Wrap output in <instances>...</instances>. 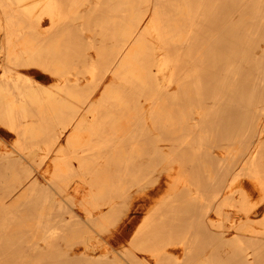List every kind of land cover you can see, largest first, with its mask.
I'll list each match as a JSON object with an SVG mask.
<instances>
[{
	"label": "bare ground",
	"instance_id": "bare-ground-1",
	"mask_svg": "<svg viewBox=\"0 0 264 264\" xmlns=\"http://www.w3.org/2000/svg\"><path fill=\"white\" fill-rule=\"evenodd\" d=\"M163 1L111 0L116 4L111 12L115 13L118 9L121 14L120 23L115 21L109 28L113 38L117 39L112 49L114 58L107 63L99 59V66L95 62L84 65L90 76L87 87L101 84L103 87L92 101L88 111L90 118L87 115L77 117L78 122L69 131L65 144L60 145L58 153L52 156L53 144L50 143L57 142L59 137L57 134L44 137L50 131L47 125L59 120L67 110L77 116L82 104L89 100L85 93L87 90L80 87L77 79L71 88L67 86L68 77L63 73L66 65L58 56L67 43L65 39L69 38L67 28L62 29L63 23L62 26L59 23L66 21L70 15H78L79 6L71 2L67 7L63 0H0V31L5 37L3 51L9 63L8 71L4 70L7 79L0 81V125L18 134L19 142L30 141L32 149L44 151L39 163L41 181L25 168L22 156L11 163L10 154L0 140V159L8 167L6 177L15 184L10 205L0 206V264L11 261L43 262L47 259L51 261L49 264H57L59 261H54L50 254L63 239L68 244L74 242L83 246L80 252H74L73 260L65 261L68 264L75 262L74 259L79 256L99 264L110 263L108 244L100 241L92 244L79 230L75 229L76 234L63 224L64 219L56 220L57 216H51L55 205L60 206L62 201L57 200V196L71 200L79 192V204L89 213L92 226L97 230H106L110 206L115 197L105 203V213L94 216V212L99 209L100 200L110 197L109 192L114 188L108 184L113 178L106 170L108 162L118 165L115 172L118 188L128 187L126 183L131 181L137 190L136 198L146 197L149 200L135 234L128 241L123 239L122 251L117 253L119 256L114 255L117 264H126L120 258L128 263L132 260L135 264H153L151 259H154V264H165L167 257L175 264H182L194 253L199 234L196 231L198 236H195L193 232L198 227H189L188 231L193 229L189 238L163 247L161 229L154 231V226L183 213L199 216V229L205 226L213 230L227 223L231 230L252 232L255 228L249 213L261 212L262 209V221L259 223L264 232V196H257L258 189L264 191V141L261 139L264 129L260 130L259 126L264 114L258 111L257 106L244 116L236 111L241 101L246 100L248 92L254 93L255 97L259 90L257 87L264 86V47L260 57H253L254 63L247 65L245 56L248 53L245 54L238 40L242 27L251 39H264V0H209L205 1L206 9L195 7L201 4L199 0H169L172 10L165 9ZM242 1L248 11L241 8ZM143 5L145 10L137 12V8ZM149 12L151 16L146 17ZM235 12L237 17L233 18ZM46 23L50 25L49 29L41 31ZM61 29L62 33L58 31ZM184 49L186 53L193 54L188 60L199 61L201 66L192 67V70L189 67L182 74L178 70L182 57L180 52ZM160 51H163L162 56L158 55ZM29 66H42L54 75L65 76V79L54 87L42 85L18 71ZM255 71L259 73L256 81L252 77ZM105 73L111 74L110 80H102ZM160 76H163L162 80ZM171 83L178 89L167 94L165 86L170 87ZM127 87L152 88L147 109L140 107L136 113L131 109L130 98L124 92ZM248 87L251 89L248 90ZM181 93L184 97L193 93L199 95L198 101L196 97L192 98L196 106L190 113L176 100ZM256 96L264 98V90ZM256 100L252 101L256 103ZM231 117L238 120L245 118L250 127L242 132L235 125L230 132L228 121ZM139 120L144 128L138 127ZM67 122L59 123L63 131L68 127ZM186 123L189 126L185 127ZM218 133L228 135L226 139L230 144L225 147L223 155L217 157L216 164L208 149L210 145L205 146L211 144L212 137ZM252 133L261 140L247 156L244 147H249L245 138ZM46 138H49L48 141ZM34 155L33 152L29 154ZM188 157L192 161L184 164V159ZM72 159L79 161V170L71 168ZM215 164L216 172L222 171L223 176L220 175L225 186V196L218 204L215 199L224 186H219L218 191L214 188L215 196L208 194L210 181L211 187L215 184L216 175L212 183ZM230 167L232 171L237 167L232 177L225 173ZM199 170L202 175L201 181H198L200 185L194 178ZM219 179L217 176L216 180ZM26 180L29 185L22 186ZM54 188L57 195L51 193ZM235 194L238 198H234ZM33 195H42L39 197L41 205L35 209L38 217L23 219L20 214L27 212L26 208L34 201L31 199ZM21 204L27 205L25 208L21 206L24 211L17 208ZM212 213L218 218H213ZM241 213L247 219L238 216ZM11 214L14 216H9ZM19 234L29 236L28 243L33 251L27 253L31 255L24 253L22 256L15 251L13 255L5 256L2 247L12 245L14 236ZM129 246H133L137 256H126ZM148 254H152L153 258ZM197 259L198 264H204V256L198 255Z\"/></svg>",
	"mask_w": 264,
	"mask_h": 264
},
{
	"label": "rangeland",
	"instance_id": "rangeland-1",
	"mask_svg": "<svg viewBox=\"0 0 264 264\" xmlns=\"http://www.w3.org/2000/svg\"><path fill=\"white\" fill-rule=\"evenodd\" d=\"M63 1L66 3L67 7L71 5L70 4L71 2H72V4H76V6L78 5L79 6V8H78L79 12H78V15H75L76 17L73 15H70L68 17V19H66V21H62L61 23H59V25H61L63 23L62 29L67 28L65 30L68 31L67 33L69 34L68 35L69 38L65 39V41H67V43L63 47L62 52L58 56L62 58V60L64 61L65 65H66L63 73H64V75H66V77H68L67 86H69V88H71L72 87L71 85L74 84L76 79H77L78 82L80 83V87L85 88L87 90L85 93L89 96V100H91V101L88 100L87 103L82 104L79 113L76 114L77 116H75L74 114H71L72 113L71 110H67L64 113L65 115L62 114L59 120L56 119L53 121V124L47 125V123H46V125L50 129V131L44 137L51 136L54 134H57V136L59 137L57 142H54V143L51 142L50 143V144H53V149L51 151L52 156H54L58 153L60 145L65 144V141H66V138H67L69 131H71V129L74 128L78 122L77 117H79V116L82 117L84 115H87L89 117V115H90V114H88V111L91 109L92 101L95 99V97L101 91L103 85L101 84L98 87H87V83L89 82L88 79L90 76L86 72V70H84V65L89 64L91 62H93V63L95 62L96 65L98 64V66H99V64H100L99 59H102L104 63H107L108 61H110L111 59L114 58L112 49H113L114 44H116L117 39L113 38V36L111 34L112 29H109V28L111 25L115 24L114 23L115 21H116V24L120 23V16H121L118 9L116 10L115 13L111 12L112 7H114L116 5L114 2L111 3V0H63ZM68 1H70V2H68ZM199 1L201 4L195 5V7L197 9H201V7H202V9H206L208 7L205 4V1H209V0H199ZM163 3H164L165 9L172 10L171 5H170L171 2L169 0H164ZM241 5H242L241 8L243 9V11H248L247 8L244 7L243 1H242ZM236 8H239V6H236ZM144 10H145V5L137 8V12H143ZM110 16L113 17L114 20H111ZM147 16H151V12H149L146 15V17ZM235 17H237L236 12L234 13L233 18H235ZM70 25H72V26L70 27ZM211 26H213V24H211ZM48 27H50V25L46 23L45 26L41 29V31L47 30ZM62 29L58 30V31H60L62 33L63 32ZM240 31H241L240 37L238 39L240 42L239 46L243 45L245 54L248 53L247 56H245V60L247 61V65L253 64L254 62H252V58L253 57H260V55L262 53V47H264V39L262 37L251 39L252 37L250 38L248 36V34L245 33L244 27H242L240 29ZM4 41H5V37L3 35V31L1 30L0 31V81H3V79L4 80L7 79V77L4 74L5 73L4 70L6 69V71H8L7 69L9 67V63L6 62V60H5L6 55L3 51V46H5ZM251 46H252V48H251ZM248 48H249V51H247ZM251 51H253V52H251ZM158 55L162 56L163 51L158 52ZM180 55H182V57L180 56V63H179L180 68H179L178 72L184 73L185 69H187L189 67H190L189 69L192 70L194 67L199 68L201 66L199 61L197 62L196 60H194V61L191 60L193 62V63H191V61L188 60L191 56H193V54L186 53L185 49L180 52ZM260 60L261 59L259 58V61ZM6 63L8 65H6ZM189 69H187V70H189ZM83 70H84V72H82ZM18 71L22 72L26 76H30L33 80L37 81L38 83H40L42 85L48 86V87H54L56 84L61 82V79H63V80L65 79V76L61 77L58 75H54L48 69H45L42 66H29L27 69H19ZM96 73H98V72L96 71ZM103 73H104V71H102V74ZM258 74L259 73L256 72V73H254V75H252V77L254 78L255 81L259 79ZM254 76H256V77H254ZM96 77H98V76H96ZM162 78H163V76H160L161 80H162ZM110 79H111V74L105 73V76L103 77L102 80H110ZM167 84L165 86V88L167 90V94L170 92H174L175 90L178 89L176 87V85L173 83H171L170 87L167 86ZM262 88H264V86L259 87V88L257 87V89H259L257 91V93L260 91H263L264 89H262ZM250 89L251 88L248 87V90H250ZM124 92L130 98L131 103L129 105L135 113L138 112V110H140V107H144L147 109V105L149 103V101H148L149 96L153 94L152 88H148V89L147 88H144V89L136 88L135 89V88L127 87V88H124ZM75 93H77V91H75ZM256 94L254 97V93L252 94V93L248 92L247 97L245 96L246 100L241 101V104L239 105V107L236 111L241 112V114L243 113V116H244L245 114L247 115L249 113L250 109L252 110L255 108V106H257L256 108L258 109V111L261 112L262 114H264V98L263 97H262V99L257 98ZM83 96H86V95H83ZM183 97H184V94H182V93H181V95L178 94L176 100L179 103V105L181 103V105H182L181 107L184 106L183 109L185 111L190 113V110H192V108L194 106H196V104L192 100L195 99L194 97H196V99L198 101L199 95H196V94L194 95V93H193V94H190L188 96H185L184 98ZM247 99H249V100H247ZM256 99H258V100H256ZM185 100H186V102H185ZM252 100L258 101V102H256L257 105H256L255 101H252ZM259 100L261 101L260 103H259ZM197 105H199V104H197ZM253 105H254V107H253ZM234 111H235V109H233V112ZM63 117H65L64 121L62 120ZM33 119H36V118L33 117ZM259 121H261L260 117H259ZM65 122H67L68 127L65 131H63L64 129H62V127L59 123H65ZM140 123H141V125H140ZM228 123H229L228 126H231L230 132L235 125H236V129L238 128V130H241L242 132H245L244 130H246L245 129L246 127H250V122H248L245 118L242 120H240V119L238 120V119L231 117V119L228 121ZM139 126H142L144 128L143 123L140 120L138 121V127ZM187 126H189V124L186 123L185 127H187ZM259 126L261 127L260 130L264 129V116H263L262 125H259ZM226 136H228V135H226ZM226 136H224L223 134H220V133L215 134L210 141L211 144L208 143L205 146V147H208L210 145L212 147V148H210V146H209L208 149H209V151L212 152V155L214 156L212 159V160H214L213 163L217 164V157L222 156L224 153L223 151H224L225 147L228 144H230V142H228V140L226 139ZM18 137H19L18 134H16L14 131H12L9 127H7L5 125H0V140L3 142L6 152L8 151V153L10 154V158L12 159L11 163H14L13 162L14 160H16V159H18V157L22 156L21 162H23L25 168L27 170H29L33 174V176H35L36 178H38L42 181L43 178L39 175V170L41 169V167H39V163L41 162V160L43 158L44 151H41L37 148L32 149V147H33L32 142L25 141V140L19 142ZM247 137L248 138H245L246 139L245 141H246V144L248 145L249 148H247L248 149L247 150L244 147L245 155L249 154L254 149V147L260 142L261 139H262V141H264V133H263L262 138L260 140L258 139L256 134H253V133L250 135L248 134ZM46 139L48 141L49 138H46ZM244 144H245V142H244ZM244 149H243V151H244ZM2 151H3V149L1 148V152ZM31 152L35 153V155L33 157L29 156V154ZM36 152H37V154H36ZM241 154L243 155L244 152ZM23 156H26V157L23 158ZM105 159H106V156L102 157L103 161ZM191 161H192L191 158H189V157L185 158L184 164L189 163ZM196 161L197 160L193 161L195 165H196ZM216 164H215V170H214L213 177H212V183H213V179L215 177L217 178V176H218V179H219V177L222 175V171L220 172L221 175L219 172H216ZM15 165H17L18 169L20 168V167H18L19 165L17 163ZM71 168L72 169L75 168V170H79V168H80L79 161L76 159H72ZM117 169H118V165H116L115 163H112V162L107 163L106 170H108L109 171L108 173L111 174V176L113 177L112 178L113 181L110 180V183L108 182V184H110V186H113L114 188H113V190H111L109 192L110 197L103 198L102 200H100L101 205H100L99 209L96 212H94V216H97L98 214L105 213L107 211V207L105 206V203L113 200V196L115 197L111 203V206H110L109 223H108L109 226L106 228V230H97L92 226V223L89 220V213L84 209V207L81 204H79V202L81 200L80 199L81 194L79 192L78 193L75 192L76 195L71 200L66 199V198L63 200L62 198L57 196L58 199L57 198L56 199L59 201L60 200H62V201H60V203H61L60 206L55 205L53 215L51 214V216H53V217L57 216L56 220H59L60 218L64 219L65 221L62 222L63 224L68 226V228H70L74 233H76L75 229L79 230L82 233V235H84L85 238H88L89 241H92V244H94L96 241H100L102 244H108L109 250H111V252L109 253V257H108L110 259V263L108 262L107 264H117L116 260H114L115 259L114 255L119 256V254H117V253H120L122 251L123 239L128 241L135 234V232L138 228V225L140 224V222L142 221V218L145 215L146 207L148 206V201H149V200H146V197H144V198L141 197L138 199L136 198L137 190L135 187H133L134 184L131 181H128L126 183V185L128 187H126L122 190L120 188H118V182L116 181L117 178H116V174H115ZM229 169H231V170H229ZM236 169H237V167H236ZM235 170L232 171V167H230V168H228V171H225V173H227L228 176L230 175V177H232L234 175ZM7 172H8V167L6 165H4L3 160L0 159V206L4 205V204H6V206L10 205L11 198H12L11 193L13 192L12 188H14V186H15V184L10 182L9 178L6 177ZM231 172H233V173H231ZM216 173L219 175H217ZM201 176L202 175L200 174V170L196 173V176L194 175V178H195L198 185H200V183L198 181H201ZM222 176L220 178L221 180L219 179L221 182L217 181L215 178V181H214L215 184L220 183V184H217L218 187H216L215 184L213 185V187H211V181H210V185H209L210 188L207 186V189L209 188V190H208L209 196L210 195L215 196L217 193L214 190L219 188V186L222 187V185H223L222 184ZM65 178L68 179L69 176H66ZM70 183L72 186L73 182L71 181ZM28 185H29V182H28V180H26L22 186L27 187ZM71 186H70L69 190L72 192L73 190H72ZM6 188H11V189H9L7 191ZM222 188H220L219 190H221ZM118 189H120V191H118ZM115 191H117V192H115ZM217 191H218V189H217ZM220 192H222V194ZM51 193L57 195L56 188L52 189ZM8 194H9L10 198H9ZM219 194H220V195H218V198L220 197L219 200H218V198L215 199L217 204L219 202H221L223 197L225 196L224 195L225 194V186L222 189V191H219ZM6 195H7V198H9V200L5 197ZM259 195L264 196V191L262 189L257 190V196H259ZM41 196L42 195H40L39 197H41ZM39 197L34 196V195L31 197V199L34 201L31 203V206L26 208L27 212H24V214L23 213L20 214V216L22 218L24 217L27 219L28 218L33 219V218L38 217V215H37L38 213H36L35 209L39 208L41 205V200ZM234 198H238V194H235ZM35 200H37V201H35ZM2 201H3V203H1ZM75 203L78 206L75 205ZM21 206H23L25 208L27 205L24 206L21 204L20 206L17 207V208H20L24 211V208ZM28 208H29V210H28ZM260 211L261 212L251 211L249 213L250 218H251L250 220L253 222L254 228H255V230L252 232L242 231V230L241 231L238 230V232H237L236 230H231L227 226V223H224V227L214 228L213 230L207 229L205 226H204V228L201 227L199 229V226H197V225L200 224L199 223L200 217L199 216L196 217V215L190 216V215H188V214L186 215L184 213L179 215V216H171L170 218H168V220L166 222L164 220V223H162L160 225H155L154 231H158L159 229H161L162 237H161V240L160 239L159 240L162 243V246L164 247V246H167L169 244L178 243L182 238H189V236L191 235L189 233L193 231V229H192V231L191 230L188 231L189 227H192V225L194 228L198 227L199 231H198V229H195L193 232V233H195L194 234L195 236H198V234H199V236L197 238L198 243L195 244V246L193 248L194 253H193V255L187 257L185 259V261L182 262V264H198L197 261L195 260V258L197 259L198 255L205 257L204 264H264V244H262V243H264V232L262 231V225L259 223L262 221L261 216L263 214V210L261 209ZM31 212H32V214H31ZM12 214L9 216H14ZM73 214H74V216H73ZM6 216H8V215H6ZM15 216L18 217L17 214ZM232 216H234V215H232ZM238 216H240L243 219H247L246 215L243 213H241ZM194 217H196V219ZM212 217L218 218V216L215 213H212ZM71 220H73V221H71ZM196 221L198 223L196 224V227H195L194 225H195ZM83 226H84V228H82ZM87 226H89V228ZM229 230H231V231H229ZM196 231L198 232L197 235H196V233H197ZM224 234H227V236L226 237L223 236ZM222 236H223V238H222ZM13 239H14V243L12 245L2 247V249H5L4 250L5 256H9L10 254L13 255V252H15V251L20 252V255H22V256L24 255V253L33 251V250H31L32 249L31 244L28 243L29 236L19 234V235L14 236ZM76 240H78V239H76ZM197 240H196V242H197ZM16 241H17V243H16ZM39 242H40V245L43 247V243L41 241H39ZM55 248H56V250L53 251L54 253L50 254L51 258L53 257L54 261H59V262H57V264H68V262H65V261H68L71 259L73 260L74 252L75 251H76V253L80 252L83 249V246L80 244H74V242H73V244H68V242L65 239H63V240L59 241V243L56 245ZM128 249L129 250H127L126 256H129L130 258L133 255L137 256L136 250L133 249V246H129ZM71 250H73V251L71 252ZM27 254L31 255L30 253H27ZM50 255H48V256H50ZM138 255L140 256L139 252H138ZM157 255H159L161 257L162 254H157ZM148 256H151L150 258H153L152 254H148ZM120 259H121V262H123V263L135 264V262H132V260L129 261V263H128L126 260H124L122 258H120ZM62 261H64V263H62ZM74 261L76 263L73 262L72 264H99V263H96L95 260L87 258L85 256H79L77 259H74ZM151 261H153L152 263L154 264V259H151ZM164 261H165V264H175L174 260H172L170 257H167V259H164ZM50 262L51 261H49L47 259V261H43V262H41V261H24V262L11 261L9 264H43V263L49 264ZM51 264H53V263H51Z\"/></svg>",
	"mask_w": 264,
	"mask_h": 264
}]
</instances>
